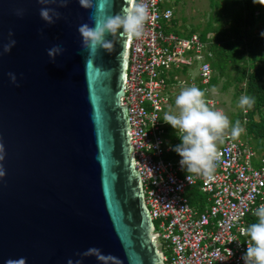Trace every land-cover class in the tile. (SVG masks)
Returning <instances> with one entry per match:
<instances>
[{
	"label": "water",
	"instance_id": "obj_1",
	"mask_svg": "<svg viewBox=\"0 0 264 264\" xmlns=\"http://www.w3.org/2000/svg\"><path fill=\"white\" fill-rule=\"evenodd\" d=\"M42 7L62 15L47 24ZM92 11L0 0V45L16 40L0 56V264L163 263L121 105L130 40L108 36L89 66L78 27Z\"/></svg>",
	"mask_w": 264,
	"mask_h": 264
},
{
	"label": "built area",
	"instance_id": "obj_2",
	"mask_svg": "<svg viewBox=\"0 0 264 264\" xmlns=\"http://www.w3.org/2000/svg\"><path fill=\"white\" fill-rule=\"evenodd\" d=\"M144 2L150 20L142 36L130 40L121 105L127 107L134 166L162 264H245L247 216L264 204V152L256 153L248 131L233 138L226 129L216 141L212 176L187 179L173 150L179 136L163 116L177 111L176 96L191 86L220 111L211 91L214 41L174 31L176 0ZM246 121L244 115V127Z\"/></svg>",
	"mask_w": 264,
	"mask_h": 264
},
{
	"label": "clouds",
	"instance_id": "obj_3",
	"mask_svg": "<svg viewBox=\"0 0 264 264\" xmlns=\"http://www.w3.org/2000/svg\"><path fill=\"white\" fill-rule=\"evenodd\" d=\"M70 0H38L42 5L58 4L59 7H67ZM253 3L264 6V0H253ZM81 7L92 9L88 23L81 24L78 32L82 37V49L87 50L90 59L103 49L111 53L112 40L108 36L119 35L121 38L135 39L142 36L145 24L150 20L148 5L144 0H127L126 5L121 6L120 11L113 14L114 0H79ZM22 9L17 10V15H23ZM61 13L55 8L42 7L40 16L47 24H53L61 17ZM43 35V29L40 30ZM13 33L9 31V41L0 45V56L10 52L15 46L16 40L12 39ZM264 36V32L261 33ZM65 49L61 45H54L47 50L48 56L54 61L57 55ZM8 76L13 84H17L16 74L9 72ZM204 92L198 87L184 88L175 98L176 112H166L163 121L177 132L180 144L174 147V151L181 157L179 163L187 173L190 181L192 175L211 177L215 162L219 159L216 141L221 138L225 130L230 127L229 118L219 110L210 108L205 99ZM254 97L242 96L239 107L248 111L254 107ZM246 128V127H245ZM244 132L239 120L231 127L230 135L238 138ZM0 159H3L0 156ZM5 172L0 168V177ZM257 217L256 223H252L244 233L250 238L247 250L242 259L245 264H264V204H261L253 212ZM71 264V261H69Z\"/></svg>",
	"mask_w": 264,
	"mask_h": 264
},
{
	"label": "rangeland",
	"instance_id": "obj_4",
	"mask_svg": "<svg viewBox=\"0 0 264 264\" xmlns=\"http://www.w3.org/2000/svg\"><path fill=\"white\" fill-rule=\"evenodd\" d=\"M174 5V19L177 21L175 28L179 31L187 32L195 27L197 33L207 31L206 34L210 37L217 30H223L226 35L230 34L231 30L240 24L245 29L243 17L246 8L243 0H176ZM254 18L256 21L251 26V30L255 35L264 39V36L261 35L264 32V26L258 11L254 12ZM255 46L256 51L253 53L243 52L239 48L237 52L234 51L222 74L218 72V69H214V75L217 76V79L211 91L218 100L217 107L229 118V130H231L238 112L243 110L238 105L240 98L246 96V75L253 69L259 68L264 79V44H255ZM245 117L249 122L250 119L247 114ZM261 117L262 122L259 121V124L264 127V108H262ZM241 127L244 131L246 130L243 125ZM247 134L255 141L253 134L250 132ZM256 139L264 141V137ZM250 143L254 146L256 153L259 154V147L252 141Z\"/></svg>",
	"mask_w": 264,
	"mask_h": 264
},
{
	"label": "trees",
	"instance_id": "obj_5",
	"mask_svg": "<svg viewBox=\"0 0 264 264\" xmlns=\"http://www.w3.org/2000/svg\"><path fill=\"white\" fill-rule=\"evenodd\" d=\"M244 7L246 8V13L243 17L245 23V29L240 25H237L230 34H225L223 30L215 31L213 36H208L204 31L200 33L201 38L206 39L209 37L214 41L212 50L214 52V59L212 61V66L214 69H218V72L222 74L227 65V61L231 58L232 54L237 52V49H242L243 52H255V44H264V39L261 36L255 35L252 32L251 26L255 23L254 12L258 11V14L261 18V21L264 26V6L253 3V0H243ZM173 24L176 26L177 21L173 19ZM243 23V22H242ZM176 33H180L177 29L174 30ZM195 31V27H192L186 34H191ZM254 44V45H253ZM242 59L241 57H239ZM243 60L245 58L243 57ZM247 82L245 86V92L247 96L254 97L256 103L254 107L248 110L245 114L242 113L243 110L238 112L237 117L235 118L233 125L237 120L240 121L241 126L243 125L244 115H248L250 121L245 123L246 130L253 134L254 138H263L264 137V127L259 124V121L262 122L261 111L264 108V79L261 75L259 68L253 69L250 73L246 75ZM217 76L214 75L211 79V84H216ZM261 142V141H260ZM260 142L257 143L260 144ZM193 194H197V190L193 191ZM249 225L256 223L257 217L253 214L247 216Z\"/></svg>",
	"mask_w": 264,
	"mask_h": 264
},
{
	"label": "crops",
	"instance_id": "obj_6",
	"mask_svg": "<svg viewBox=\"0 0 264 264\" xmlns=\"http://www.w3.org/2000/svg\"><path fill=\"white\" fill-rule=\"evenodd\" d=\"M254 139H255V141L252 140V139H250V141H252L254 144H256V145L259 147V149H260V153H261L262 151L264 152V141L261 140V142H260V140H258V139H256V138H254ZM257 140H258V142H260V144L257 143Z\"/></svg>",
	"mask_w": 264,
	"mask_h": 264
}]
</instances>
